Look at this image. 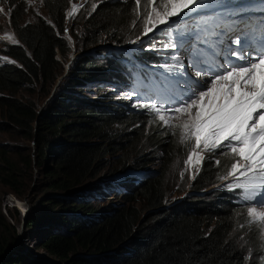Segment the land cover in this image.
Returning a JSON list of instances; mask_svg holds the SVG:
<instances>
[{"label": "trees", "instance_id": "16d2710c", "mask_svg": "<svg viewBox=\"0 0 264 264\" xmlns=\"http://www.w3.org/2000/svg\"><path fill=\"white\" fill-rule=\"evenodd\" d=\"M6 1L17 43L4 42L0 47V55L8 59L0 58V132L31 142L35 151L18 157L19 146L0 147V185L22 198L35 168L43 186L62 196L109 170V159H118L116 169L121 174L159 162L156 173L121 182L110 196L120 203L110 202L99 213L84 196L50 199L58 213L54 216L47 209L29 213L25 222L29 227L45 221L55 224L41 244L54 263L246 264L239 242L230 234L255 236L233 232L237 211L230 200H204L208 195L204 190L228 166L227 158L204 157L191 195L167 204L166 179L172 174L173 155L185 156L186 149L180 153L144 112L127 110L140 101L101 94L105 84L137 86L134 76L151 75L148 65L158 63L156 54L147 49L148 41L134 53V68L122 63L129 58L126 51L102 46L105 42L127 46L141 35L128 34L130 17L118 11L124 5L97 0L94 11L91 6L78 18L80 35L75 44L82 53L70 64L57 94L40 110L33 95L41 89L48 96L47 88L63 74L57 54L63 62L68 58V11L76 1L42 0L46 17L34 15L31 22H25L29 11L23 0ZM70 33L76 36L73 28ZM90 85L99 95L94 100L79 94L88 93ZM22 92L27 95L24 100L18 97ZM10 219L19 221L17 212ZM15 241V228L0 210V264H38L15 253Z\"/></svg>", "mask_w": 264, "mask_h": 264}, {"label": "rangeland", "instance_id": "374dc122", "mask_svg": "<svg viewBox=\"0 0 264 264\" xmlns=\"http://www.w3.org/2000/svg\"><path fill=\"white\" fill-rule=\"evenodd\" d=\"M26 4V8L29 11L28 14L25 16V22H31L34 20V15L41 16L43 18L46 17V11L43 8L42 0H23ZM76 2H72L70 9L68 11V22L67 25V31H66V38L68 39L70 43V51L68 53V58L65 62H63V58L60 54H57V60L63 64V74L57 79L56 84L48 87V96H43L42 90L38 89L36 91V94L33 95V98L36 99V101L39 104L40 110L46 107V105L50 102V100L57 94L60 86L62 85V82L66 79L68 72H69V66L72 63V60L79 57L81 55V49L80 46L77 49L76 48V40L79 38L80 35V18L82 14L85 12V10L89 7H91L93 4H97V0H73ZM111 2L109 4H112L113 6L117 3L124 5V10H118L120 15L129 16L130 17V24L129 28L130 31L128 34L130 36L134 34H141L140 39L137 40L136 43H128L127 46H115L112 45V43L105 42L103 47L105 49H111L114 48L115 50L119 51L120 49L123 51H126V55L129 56V58H123L122 63L125 66L134 68L136 66V60L133 58L134 53H137L140 49V46L148 41V47L147 49L150 50V52L156 54L158 63L154 65H148L147 69L148 72L151 75H142L140 73L136 74L134 77L136 78L137 84L140 86H143L144 79L149 78L150 76L155 77H166V76H179L183 74V66L177 69H173L172 72H168L166 70V67H163L162 65H171L174 63L172 60V56L175 55L178 57L179 62L183 65L185 61V57L187 54V48L185 45L188 43V41L191 40L192 36L188 33L185 34L184 37H180L177 33L180 29L183 27V21L181 17H174L171 19V28H169V25H160L158 26L154 31L150 32L147 36L142 35V24L141 21L137 19L136 13H135V2L134 0H105V3ZM7 1L6 0H0V8L4 9L3 13H0V47L2 46V43H17L16 37L14 35L13 30L10 27V21H9V14L8 10L6 8ZM73 5H77V10L73 12ZM122 8V9H123ZM211 9V8H209ZM26 10V12H27ZM191 15V14H190ZM136 22L135 25H133V22ZM192 22L191 19H187V23L190 25ZM70 28L74 29L75 37L71 35ZM172 32L173 39L180 41L183 40L182 43H178V46L176 49H164L163 45L169 42V35L168 32ZM151 35V36H150ZM11 37V39H9ZM150 37V38H147ZM94 51L93 49L84 52L88 53ZM185 54V55H184ZM0 58L6 59L4 56L0 55ZM68 64V65H67ZM66 67L68 69L66 70ZM196 79L198 77H195ZM198 83L203 85H209L211 83L210 79L207 80H198ZM59 85V86H58ZM47 87V86H46ZM46 89V88H44ZM88 93L86 92H79L80 95H82L84 98H87L89 100H94L96 97H99V95L96 94V90L94 85H90ZM101 94L105 96L116 95L118 98H124L126 99L128 95L125 93L126 91H122L121 87H119L118 84H105L104 87H102ZM132 93H136V91L132 90L130 91ZM123 94H126L123 95ZM21 100H24V98H27V95L22 92L18 96ZM126 97V98H125ZM135 96H132L133 99ZM128 100V99H126ZM126 100H123V102H126ZM122 101V100H120ZM140 103H144L142 100ZM123 102L121 104L123 105ZM127 110L131 113H139L144 112L146 116H148L151 121V124L153 127H158V129L163 130V135L165 137H171L170 139L175 142V145L179 148V152L186 149L185 156L180 155L178 152V155L174 153L173 155V166H171L172 174L167 177L166 181V187H167V198L166 203L169 202L176 203L179 200H183L184 198H187L191 195L192 189L191 184L193 182L194 177L198 174L202 162L199 165L195 164V156L193 157V162L186 164L187 156L189 155V150L192 147V142L190 141L187 145L180 143V137H179V130L174 132L173 130H170L166 126L163 125L162 122L159 120H154V116L152 113H150L148 110L137 107V106H129L127 107ZM178 115V114H177ZM175 123H179V121H175ZM157 129V130H158ZM19 146V156L27 155L30 153L31 155L35 151L33 148V145L31 142H27L25 140H22L17 136L16 138L13 137L9 133L0 132V147H15ZM150 149V148H149ZM227 150H221L217 149L215 152H207V151H200V156L206 157L208 155L214 156V157H220L221 155H224L227 158L228 166L225 168H221V171L217 175V179L211 183L209 186H207V189L204 190L205 193H208V195L204 198L205 201H216L218 198H221V200H230L231 204L236 208L237 214L234 219L235 223V229L234 233H249L250 235L255 236L254 239H251L247 237L245 234L241 235L240 237H237L234 234H230L231 239H236L239 242V250L242 251V255L244 257L246 264H262V260H264V246H262V242L260 239V232L256 225H252L249 227L248 224V216H247V208L249 207V203L244 201L242 196V190L237 188L235 190H229L228 185L234 183L233 177H227L226 179H221V177H225L226 172L229 170V165L233 162L232 159H230L227 155L222 154V152H226ZM27 153V154H26ZM181 153V152H180ZM118 159H109L110 166L109 170H103L100 171L97 178L94 181H91L87 183L85 186H82L79 190H70L68 194H64L62 196H58L57 192H52L50 190H47V187L44 185V180L42 176L38 175V172L35 170L32 172L30 176V180H26L25 184V192L22 196V198H16L14 195L9 193V190L3 186L0 185V210L1 214L4 218H6L15 228V234H16V241L14 244L13 251L17 254H21L24 257L31 259L35 261L38 264H55L54 260L46 254L45 250H43L41 244L43 241V237L48 234V232L51 230L50 228L56 227L55 224L50 221H45L44 224L40 225H34V226H27L25 224L27 216L29 213L34 214L38 212H41L43 209L48 210L50 215H57V210L54 206L49 204L50 199L52 198H59V199H65V198H74L79 196H84L86 200L87 197L90 198L89 202L94 203L97 209L96 213L101 212V210L108 206L109 203L113 204H119L120 199L112 196L114 191V188H116L121 182L124 180H128L129 177H147L149 175H152L159 171V162L155 161L151 166H147L145 170H141L138 172H134L133 170H130L129 172H125L123 174L120 173L119 169H116L118 166L116 161ZM50 162V160H48ZM129 168V167H127ZM106 171L114 172L113 174H108ZM72 191H78L76 193H72ZM78 194V196H76ZM120 197V194H118ZM110 197V198H109ZM259 199V198H257ZM16 202V203H15ZM19 202L21 206L17 204ZM252 206H257L260 208V210L264 211V207H260V205H257L255 201L252 202ZM18 214L19 221H15L10 219V215L13 214L16 216V212ZM27 215L25 216V221H23L22 213L25 212ZM25 213V214H26ZM144 215V214H143ZM40 221V220H39ZM38 221V222H39ZM49 222V223H47ZM38 224V223H37ZM50 229V230H49ZM54 230V229H53ZM58 264V263H57ZM62 264V263H59Z\"/></svg>", "mask_w": 264, "mask_h": 264}, {"label": "snow or ice", "instance_id": "6c2138e0", "mask_svg": "<svg viewBox=\"0 0 264 264\" xmlns=\"http://www.w3.org/2000/svg\"><path fill=\"white\" fill-rule=\"evenodd\" d=\"M137 19L142 24V35L147 36L160 25H169L171 19L181 17L191 19L193 23H185L178 31L180 37L186 33L201 41V34L223 36L228 33H239L230 44L236 50L230 52L238 64L231 60L222 70L214 72L209 85L199 86V91L186 90L181 97H170L168 101L157 102L154 98L150 102L137 103L153 114L154 120H159L164 126L176 132L179 130L180 143L192 142L186 164L193 162L199 165L203 157L200 151L215 152L224 150L233 162L225 177H233L234 183L228 189L242 190L241 198L249 203L247 208L248 224L257 226L260 232L262 246H264V211L252 206L255 201L264 207V41L259 47L262 49L255 54H249V29L254 26L239 28L234 21L227 19L230 15H238L229 11L232 7L225 0H134ZM96 4L92 5L94 11ZM216 8L218 10L202 14L203 10ZM77 5H73V12ZM4 9L0 8V13ZM191 14V15H190ZM135 21L133 25H135ZM219 30V31H218ZM169 42L164 49H176L178 43L173 39L172 32H168ZM11 39V37H9ZM140 37H137L139 40ZM137 40L130 41L136 43ZM171 65H162L168 72L182 67L178 57L173 55ZM199 75V71L197 73ZM129 94L127 98L131 99ZM167 105V106H166ZM178 114V115H177ZM179 123H175V121ZM219 165V161L216 162ZM259 198V199H257ZM264 264V260H262Z\"/></svg>", "mask_w": 264, "mask_h": 264}, {"label": "clouds", "instance_id": "9594fccd", "mask_svg": "<svg viewBox=\"0 0 264 264\" xmlns=\"http://www.w3.org/2000/svg\"><path fill=\"white\" fill-rule=\"evenodd\" d=\"M151 36V35H150ZM147 38H150V37H147ZM16 41H17V39H16ZM94 50V49H93ZM6 58V57H5ZM7 59V58H6ZM8 60V59H7ZM73 61V60H72ZM189 76V78H187V79H190V78H192V76H194V73H192L189 69H187V68H185V69H183V74H181V75H179V76H174V77H171V76H166V77H163L164 79H166L167 81H169L170 82V84H171V86H175V85H178V83H179V81H181V79L182 80H185L186 79V76ZM150 77H154V76H150ZM193 79V78H192ZM187 83H188V81L186 82V83H182L181 82V84H182V87H186V85H187ZM110 85V84H109ZM119 87H121V89H122V91H126L125 93H128V96H129V94H132V92H130V91H132V90H134V91H136V94H140V92H139V90H138V87L137 86H135V87H127V86H119ZM196 91H199V90H196ZM136 94H134V95H136ZM181 94L182 93H180L179 94V97L181 96ZM123 95H125V94H123ZM126 96V95H125ZM135 98V97H134ZM146 98H150V96L149 95H146ZM127 99H129V98H127ZM131 99H133V98H131ZM134 100H137V101H139V99H134ZM141 100V99H140ZM26 213V211L25 212H23L22 213V215L25 217V214Z\"/></svg>", "mask_w": 264, "mask_h": 264}, {"label": "bare ground", "instance_id": "6f19581e", "mask_svg": "<svg viewBox=\"0 0 264 264\" xmlns=\"http://www.w3.org/2000/svg\"><path fill=\"white\" fill-rule=\"evenodd\" d=\"M182 21H183V24L187 23V19H182ZM196 77H198V76H196ZM156 78L158 79L159 83L162 82L163 77H156ZM175 87H177V86L175 85ZM125 98H126V97H125ZM15 203H16V202H15ZM17 204H18L19 206H21V204H20L19 202H17Z\"/></svg>", "mask_w": 264, "mask_h": 264}, {"label": "water", "instance_id": "95a60500", "mask_svg": "<svg viewBox=\"0 0 264 264\" xmlns=\"http://www.w3.org/2000/svg\"><path fill=\"white\" fill-rule=\"evenodd\" d=\"M67 65H68V64H67ZM67 69H68V67H66V70H67ZM26 215H27V213H26ZM26 215H25V216H26ZM22 217L24 218L23 221H25V218H26V217H24L23 215H22Z\"/></svg>", "mask_w": 264, "mask_h": 264}]
</instances>
